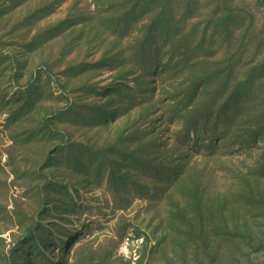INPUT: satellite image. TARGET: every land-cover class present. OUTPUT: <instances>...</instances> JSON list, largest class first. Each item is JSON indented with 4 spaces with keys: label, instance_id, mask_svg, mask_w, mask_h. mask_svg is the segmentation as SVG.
Segmentation results:
<instances>
[{
    "label": "rangeland",
    "instance_id": "374dc122",
    "mask_svg": "<svg viewBox=\"0 0 264 264\" xmlns=\"http://www.w3.org/2000/svg\"><path fill=\"white\" fill-rule=\"evenodd\" d=\"M0 264H264V0H0Z\"/></svg>",
    "mask_w": 264,
    "mask_h": 264
}]
</instances>
